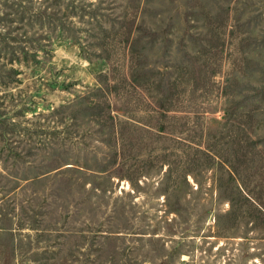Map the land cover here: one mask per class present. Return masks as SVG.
Segmentation results:
<instances>
[{
  "label": "rangeland",
  "instance_id": "374dc122",
  "mask_svg": "<svg viewBox=\"0 0 264 264\" xmlns=\"http://www.w3.org/2000/svg\"><path fill=\"white\" fill-rule=\"evenodd\" d=\"M0 264H264V0H0Z\"/></svg>",
  "mask_w": 264,
  "mask_h": 264
},
{
  "label": "trees",
  "instance_id": "16d2710c",
  "mask_svg": "<svg viewBox=\"0 0 264 264\" xmlns=\"http://www.w3.org/2000/svg\"><path fill=\"white\" fill-rule=\"evenodd\" d=\"M40 16H42V14Z\"/></svg>",
  "mask_w": 264,
  "mask_h": 264
}]
</instances>
